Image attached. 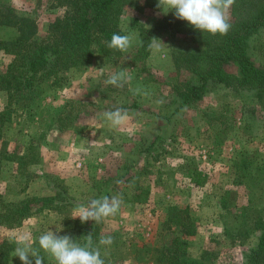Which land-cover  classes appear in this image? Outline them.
Here are the masks:
<instances>
[{"label": "rangeland", "instance_id": "obj_1", "mask_svg": "<svg viewBox=\"0 0 264 264\" xmlns=\"http://www.w3.org/2000/svg\"><path fill=\"white\" fill-rule=\"evenodd\" d=\"M7 8L33 17L38 39L66 10L57 0H0V10ZM171 13L134 3L120 21L124 34L134 37L127 52L96 55L86 67L64 71L63 80L40 89L25 105L13 101L0 151L26 157L22 165L16 158L2 161L0 199L18 201L56 192L61 199L54 201L55 208L31 214L20 226L0 225V239L28 232L33 247L39 248V236L52 230L82 244L96 228V236H91L105 264H152V249L180 234L177 225L165 224L166 206L176 204L187 206L196 218L195 233L185 237L191 256L206 250L214 256L212 264L244 263L257 233L241 239L230 228L252 220L249 207L264 208V99L252 91L210 83L199 101L179 105L172 90L177 74L171 53L194 44L184 35L154 28L158 19ZM132 16L152 38L161 40L162 50L148 56L144 70L128 59L138 40ZM227 16L230 19V11ZM16 35L14 26L0 24V41ZM248 54L264 67V26L250 38ZM10 57L0 48V71ZM121 70L131 77L123 87L105 82ZM137 87L141 94H134ZM5 104L7 93L0 89V109ZM117 108L127 112L121 130H113L103 118V113ZM192 169L206 174L203 184L190 181ZM140 189L147 191V200L132 201L143 196ZM102 196L122 200L115 216L99 224L71 218L78 205L87 206ZM101 235H110L114 242L99 245ZM44 264L54 262L46 257Z\"/></svg>", "mask_w": 264, "mask_h": 264}, {"label": "trees", "instance_id": "obj_2", "mask_svg": "<svg viewBox=\"0 0 264 264\" xmlns=\"http://www.w3.org/2000/svg\"><path fill=\"white\" fill-rule=\"evenodd\" d=\"M136 2L159 10L158 0H57L59 5L66 6V10L61 17L48 24L45 36L40 39L33 17L18 14L9 8L0 10V24L14 26L17 31L12 39L0 41V48L11 56L4 70L0 71V89L7 93V104L0 109V138L3 128L11 121L14 100L21 104L33 100L41 92L40 89L56 86L59 80H63L64 71L86 67L96 55H121V51L109 49L106 45L113 33L124 35L121 17L126 8ZM229 11L231 28L223 36L203 33L187 21L177 19L174 13L163 16L154 25L158 31L184 35L194 44L191 49H174L171 53L177 74L172 90L179 105H192L199 101L210 83L222 84L233 90L252 91L258 99H264V67L255 63L248 54L250 38L264 26V0H235ZM130 20L131 27L138 30V40L128 59L144 70V61L151 54L147 49L152 38L151 31L144 28L136 16ZM229 67L234 70H229ZM25 157L26 154L17 155L2 149L0 172L3 160L16 158L20 165ZM190 174V181L195 185L206 181V174L201 170L192 169ZM140 190L143 196L138 198V194L132 201L140 203L147 200V191ZM58 199H61L60 192L18 201L0 199V225L7 228L20 226L31 214L55 208L54 201ZM248 202L251 203L252 199L249 198ZM258 209L249 207L252 220L230 228L234 230V236L241 239L257 233L255 243L244 255L243 264H264V208ZM165 224L177 225L180 234L152 249V264H212V252L203 250L199 257L187 252L185 237L196 231V218L187 206L167 205ZM95 230L88 234L95 235ZM14 248L15 244L9 242L8 236L0 239V264H22L19 257L14 256Z\"/></svg>", "mask_w": 264, "mask_h": 264}, {"label": "clouds", "instance_id": "obj_3", "mask_svg": "<svg viewBox=\"0 0 264 264\" xmlns=\"http://www.w3.org/2000/svg\"><path fill=\"white\" fill-rule=\"evenodd\" d=\"M235 0H158L157 8L167 14L174 12L177 19L187 21L195 29L209 33L213 36L219 34L227 35L231 28L227 13ZM132 34L113 33L107 48L127 52L133 43ZM160 39L153 37L147 45L149 52L155 54L162 50ZM131 77L126 70L112 73L106 79V83L114 87H123L130 81ZM134 94H141L142 89L137 87ZM147 95V92H143ZM159 103V102H158ZM103 118L109 123L113 130H121L127 122V112L117 108L113 111L103 113ZM131 135V132H128ZM120 183V181H118ZM122 200L117 196H102L92 199L87 206L78 205L71 218H79L81 223L89 220L96 224L103 222L111 216H115L120 210ZM59 231V230H58ZM9 242L15 244L14 256H18L22 264H44L45 258H49L54 264H105L101 258L98 247H94L91 234L86 236L83 245L76 243L68 235H58L52 230L39 236V248L33 247L32 236L28 232L13 234ZM110 235H101L98 244L108 246L113 243ZM41 251L45 255H41Z\"/></svg>", "mask_w": 264, "mask_h": 264}]
</instances>
